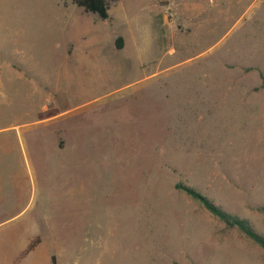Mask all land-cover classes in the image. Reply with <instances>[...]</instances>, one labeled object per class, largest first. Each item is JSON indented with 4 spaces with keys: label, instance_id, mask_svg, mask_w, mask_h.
I'll return each instance as SVG.
<instances>
[{
    "label": "rangeland",
    "instance_id": "obj_1",
    "mask_svg": "<svg viewBox=\"0 0 264 264\" xmlns=\"http://www.w3.org/2000/svg\"><path fill=\"white\" fill-rule=\"evenodd\" d=\"M106 2L0 0V264H264V0Z\"/></svg>",
    "mask_w": 264,
    "mask_h": 264
},
{
    "label": "trees",
    "instance_id": "obj_2",
    "mask_svg": "<svg viewBox=\"0 0 264 264\" xmlns=\"http://www.w3.org/2000/svg\"><path fill=\"white\" fill-rule=\"evenodd\" d=\"M75 7L81 9L84 13L95 15L99 20L105 21L108 19L109 7L106 0H67ZM116 1V0H112ZM121 45V39H118V47ZM264 87V83L262 84ZM176 189L184 193L190 199L198 201L211 215H213L219 222H221L228 229L237 230L245 238L252 241L254 244L264 249V238L256 233V231L250 226V224L243 219H239L236 216L230 215L219 207H216L211 201L202 197L194 190L182 186L176 185ZM28 248L27 251H31Z\"/></svg>",
    "mask_w": 264,
    "mask_h": 264
}]
</instances>
